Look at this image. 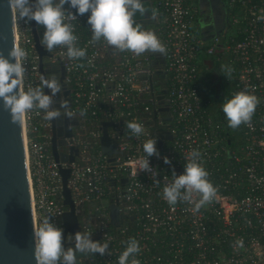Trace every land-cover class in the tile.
<instances>
[{
	"label": "built area",
	"instance_id": "obj_1",
	"mask_svg": "<svg viewBox=\"0 0 264 264\" xmlns=\"http://www.w3.org/2000/svg\"><path fill=\"white\" fill-rule=\"evenodd\" d=\"M160 2L165 12V32L160 40L167 49L162 73L170 75L165 105L157 103L158 91L163 89H153L159 83L152 80L150 57L115 49L116 60L104 67L101 58L109 45L105 41L89 43L91 39L81 35L84 15H78L73 24L77 46L87 49L86 57L71 60L64 47L53 51L51 60L60 61L66 84L74 85L71 110L76 113L80 106L89 109L90 117L81 120L91 123L97 112L101 118L87 129L76 113L78 124L72 127L71 136L58 137L65 141V147L60 142L58 150L68 154L74 146L77 153L72 161L58 163L50 148L51 121L35 109L22 116L34 229L45 216L63 228L60 164L69 168L67 186L80 231L109 242L108 254L84 255L80 264H118L125 242L132 237L140 245L136 257L140 264H264V19H259L264 16V0H228L239 39L231 42L225 35L223 41L222 35H215L206 43L194 32L196 5L191 0ZM13 20L16 44L27 53L22 84L26 90L40 81L38 55L30 22L18 19L14 9ZM205 44L206 54L219 49L230 56L231 95L247 89L259 98L255 114L250 123L242 124L234 148L229 147L219 123L208 115V101L196 83L195 59ZM161 106H167L165 114L155 112ZM166 116L169 121L164 120ZM103 120L114 122L113 130H108L116 147L111 160L100 146ZM131 120L143 123L145 133L133 136L126 127ZM151 120H156L165 130L161 134H170L171 140L160 147L156 142L159 157H148L152 173L138 171L135 175V162L144 155L143 143L160 135L154 133ZM192 149L201 152L209 179L218 189L213 202L198 211L186 202L170 206L163 196L172 172L179 175L184 171ZM164 157L171 163L165 164ZM110 204L118 206L115 223L110 220ZM240 238L242 248L236 243Z\"/></svg>",
	"mask_w": 264,
	"mask_h": 264
},
{
	"label": "clouds",
	"instance_id": "obj_2",
	"mask_svg": "<svg viewBox=\"0 0 264 264\" xmlns=\"http://www.w3.org/2000/svg\"><path fill=\"white\" fill-rule=\"evenodd\" d=\"M8 5L17 13L18 19L26 22L35 21L43 26L40 38L41 46L49 53L57 47L67 50V57L71 60H82L87 55V49L77 46L78 37L75 35L73 21L77 16L87 15V24L91 30V40L94 43L103 40L107 45L120 52H131L141 56L145 52L165 55L166 46L151 29L134 19L137 12L143 16L149 11L143 0H8ZM65 5L68 7L66 8ZM75 10V13L71 11ZM154 18L155 10L150 8ZM264 19V16L259 17ZM26 51L22 47L13 46L8 51V57L0 53V100L3 107L9 112L10 121L17 123L21 116L32 110L44 113V119L53 121L62 115L69 119L75 118L76 113L71 110L67 99L59 100V107L54 97L62 92L60 77L57 74L41 75L39 85L22 88L26 72L24 60ZM11 58V59H10ZM91 64V60L88 61ZM76 67H83L77 64ZM227 78H230L233 69L229 66L221 68ZM47 88L50 94H46ZM259 98L254 92L247 89L237 91L226 98L222 104V111L232 129L251 122ZM81 117L87 115V110L79 111ZM127 129L133 136L139 137L145 133L143 123L138 120L127 122ZM144 155L135 162L136 172L152 173L148 157L160 153L156 148V138L147 139L143 143ZM164 163L170 164L168 157ZM210 173L204 166L202 154L192 149L184 165V171L177 175L172 172V180L163 188V196L170 206L178 202L193 204V211H198L207 204H211L217 195V187L209 179ZM156 183H159L157 180ZM34 256L36 264H77V254H108L109 242L92 239L89 231H76L72 236L65 238L64 230L55 223L51 216H45L34 229ZM72 246H65V243ZM237 245L243 247V239L237 240ZM125 247L118 257V264H140L136 257L140 253V245L134 237L125 242Z\"/></svg>",
	"mask_w": 264,
	"mask_h": 264
},
{
	"label": "water",
	"instance_id": "obj_3",
	"mask_svg": "<svg viewBox=\"0 0 264 264\" xmlns=\"http://www.w3.org/2000/svg\"><path fill=\"white\" fill-rule=\"evenodd\" d=\"M143 3L149 8V11L143 16L137 12L134 19L144 23L146 28L153 30L156 23V15L154 18L151 16L150 8L153 9V7L149 0H143ZM30 28L34 48L38 55L39 77L41 75L47 76L51 72V69L46 65L44 58H51L56 48L49 53L41 46L40 38L44 30L43 26L37 25L35 21H31ZM199 33L204 40L207 39L201 26ZM13 46H17L13 9L9 7L8 0H0V53L8 57V51ZM153 63L164 64L163 55L156 54ZM59 65L61 78L64 79L65 69L61 63ZM156 73L165 76L161 70H157ZM44 91L46 94H50L47 88ZM164 94L165 90H159L157 97L162 98ZM60 98L67 99L71 104L70 88L66 83L62 84V92L57 93L54 97L57 101L55 107H59L58 102ZM167 110L166 106H161L155 112H167ZM164 120L169 121L170 117L166 116ZM77 124L78 120L76 118L69 119L63 115L51 121L52 136L50 148L54 159L58 163L72 161L74 154L77 153V148L74 146H70L68 154L58 150V144L61 142L58 137L71 136L73 134L72 127ZM113 125V121L103 120L100 122L102 131L99 138L100 146L102 152L108 155L110 160L112 159V155L116 153V147L112 143L108 133V127ZM163 140H171V135H159L156 139L157 146L160 147ZM59 173L62 181V203L65 208L61 220L64 236L67 238L68 234L80 231V226L75 214L70 189L67 186L69 168L62 167L59 164ZM110 220L112 223L118 220V206L116 204H110ZM33 231L32 198L24 149L22 116L17 123H12L9 112L4 109L3 101L0 100V264H36ZM70 245L67 242L65 243L66 247ZM77 255V264H80L79 258H82L84 255Z\"/></svg>",
	"mask_w": 264,
	"mask_h": 264
},
{
	"label": "trees",
	"instance_id": "obj_4",
	"mask_svg": "<svg viewBox=\"0 0 264 264\" xmlns=\"http://www.w3.org/2000/svg\"><path fill=\"white\" fill-rule=\"evenodd\" d=\"M149 1L153 7V10H155V13H156V23H155V27H154L153 31L157 34V36L159 38H162L164 36V32H165V22H164L165 12L162 9V5H161L160 0H149ZM191 1L195 4L194 0H191ZM227 2H228V0H227ZM87 15H88V13H86L84 15V18H83L81 26H80V32L84 38H90L91 39V30L89 28L90 26L87 24ZM230 20H231V18H230ZM195 21L197 22V17H196ZM196 26L193 28L194 32H195V34H197L198 36L201 37V35H199L200 34L198 31L199 29ZM228 39L232 40L231 42H234L235 40L239 39V36L235 33L233 35H229ZM206 42H207V40L205 41V43ZM207 46L208 45L205 44L201 47V49L197 53V56L195 59V63H196L197 70H198V80L196 83L199 86L201 92L205 94L206 99L208 101L207 108H206L208 115H210L212 118L215 119V121H217L219 123L220 128L222 130V134L228 136L229 147L234 148L236 146L237 139L239 138L240 133L242 132V125L237 129H232L228 126L227 119H226V117L222 111V105L218 106L217 103L215 102L214 98H213V92H214L215 88L212 86V82L208 81V76H207V70H208L209 66L214 65L216 60H219V61L220 60H225V61L227 60V62L230 64V56L225 52L224 53L221 52L219 49L215 50L216 52H214V54H206L204 50ZM103 51L104 52H103V56L101 58V64L104 67H110L114 63V61L116 60V55L114 54L115 48L112 46H108L107 49H105ZM146 54L150 57L154 56V54L151 52H145L144 55H146ZM44 61H45L46 65H48L49 62L51 61V58L45 57ZM54 62L58 65L60 64L59 60H55ZM157 66H159L160 69L165 68L164 64L157 65ZM152 80H155L157 83H159L161 87H169L170 86V75L169 74H166L165 76H161L160 74L155 73V74H153ZM39 83H40V81L38 82V85H39ZM232 85H233L232 78L231 77L227 78L226 81L224 82L223 91H222L223 96L221 98V101H224V99L231 97ZM67 86L70 88V95L73 96L74 85L68 83ZM72 106L73 105L71 104L70 107H72ZM81 109H85V107L80 106L78 108V110L76 111V113L78 112L77 117L80 119L81 123H84V125L87 129H90L93 126V122L96 123V121H98L97 119L101 118L100 112H97V116H93L90 118V120H92V123H91L89 120H81V116L79 115V111ZM86 110H87L86 116L90 117L88 114L89 109H86ZM162 113L165 114V112H162ZM150 123H151V127H152L154 133L157 136L159 134L161 135V133H163L165 131L164 128L156 122V120H151ZM77 127L74 128V130H76ZM108 130L111 132L113 130V126H109ZM113 141L116 143L115 138H113ZM165 143L166 144L170 143V140L169 141L163 140L161 145H163ZM225 144L228 145V143H226V142H225ZM121 184H123V182ZM86 206L89 207V205H86ZM73 234L74 233L68 234V237H70ZM83 264H87V262H84Z\"/></svg>",
	"mask_w": 264,
	"mask_h": 264
},
{
	"label": "flooded vegetation",
	"instance_id": "obj_5",
	"mask_svg": "<svg viewBox=\"0 0 264 264\" xmlns=\"http://www.w3.org/2000/svg\"><path fill=\"white\" fill-rule=\"evenodd\" d=\"M196 5V17H197V27L202 31L205 37L215 36V35H233L235 34L236 28L230 20V8L227 0H194ZM223 66H229L227 60H216L215 64L208 67L207 76L208 81L212 82V86L215 88L213 92V98L217 105L221 106L223 101L221 98L223 96V86L227 77L221 73V68ZM48 67L51 69V72L47 75L57 74L60 77L61 85L65 82V79L61 78L60 65L56 64L51 60L48 64ZM157 70H160V67H155L151 70V77L156 73ZM157 74V73H156ZM155 92L159 89L167 90L166 87H161L160 84L153 86ZM62 99V98H60ZM157 103L166 104V94L162 98L157 99ZM167 107V106H166ZM163 112V111H162ZM161 113V112H160ZM62 147H65V141L61 142ZM72 236V235H71Z\"/></svg>",
	"mask_w": 264,
	"mask_h": 264
},
{
	"label": "crops",
	"instance_id": "obj_6",
	"mask_svg": "<svg viewBox=\"0 0 264 264\" xmlns=\"http://www.w3.org/2000/svg\"><path fill=\"white\" fill-rule=\"evenodd\" d=\"M211 38H212V36H211V37H207V39H205V40H210ZM102 41H103V40H100V41H98V42H102ZM155 55H156V54H154L153 57H150V56H149L150 59H151L150 65H151L152 69L155 68V67H158L157 65H160V64H158V63H157V64H154V63H153V61H154V59H155ZM161 65H162V64H161ZM160 70H161V72H162L163 69H160ZM155 85H156V83H155ZM155 85H154V86H155ZM163 112H164V111H163Z\"/></svg>",
	"mask_w": 264,
	"mask_h": 264
},
{
	"label": "rangeland",
	"instance_id": "obj_7",
	"mask_svg": "<svg viewBox=\"0 0 264 264\" xmlns=\"http://www.w3.org/2000/svg\"><path fill=\"white\" fill-rule=\"evenodd\" d=\"M223 39V41H224V37L223 36H221V40Z\"/></svg>",
	"mask_w": 264,
	"mask_h": 264
}]
</instances>
